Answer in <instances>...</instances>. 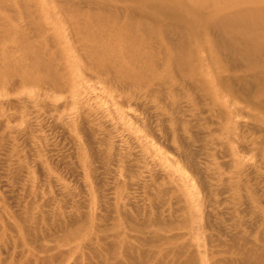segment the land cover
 <instances>
[{"label": "rangeland", "instance_id": "rangeland-1", "mask_svg": "<svg viewBox=\"0 0 264 264\" xmlns=\"http://www.w3.org/2000/svg\"><path fill=\"white\" fill-rule=\"evenodd\" d=\"M7 2L0 264H264V68L250 72L226 40L217 62L204 53L214 62L206 75L171 61L166 71L155 40L152 55L133 62L155 71L136 82L89 61L88 28L69 36L72 51L66 32L42 35L48 25L33 3ZM6 14L24 41L5 37ZM5 55L39 62L32 82Z\"/></svg>", "mask_w": 264, "mask_h": 264}, {"label": "bare ground", "instance_id": "bare-ground-1", "mask_svg": "<svg viewBox=\"0 0 264 264\" xmlns=\"http://www.w3.org/2000/svg\"><path fill=\"white\" fill-rule=\"evenodd\" d=\"M4 1H8V5L10 3L16 5L17 3H33L39 12L37 15L38 22L48 25L41 34L46 37L49 34L61 35L62 32H66L72 51L75 46L70 41L71 37L69 36L74 33L79 36V29L88 28L82 38L94 42L87 48L84 46L90 57L89 61L92 63L93 60L96 64L95 67L113 69L118 76L123 75L136 82L144 78L143 70L145 72L147 68L141 67L142 63L138 58L144 59V54L147 58L152 55L151 43L155 40L160 46L158 47L160 53L162 51L164 56L166 55L164 58L166 71L169 68V61H171L172 63H182L183 67L189 68L193 73L198 72L206 75L210 70L209 66L214 62L208 60L204 53L208 51L217 53L218 57L213 58L217 62L219 55L224 50L222 42H226V40L228 43H226L225 49L239 55L241 60L246 62L250 72L259 74L264 68V0H95L103 3L97 6V9L90 7L83 9L69 1L64 3H58L55 0ZM12 6L10 5V7ZM23 7L25 6L23 5ZM111 7L122 13L112 12ZM6 15L4 22L6 21L10 28L7 33L4 32L5 37L9 38V41H20V39L24 41L21 37L23 35L20 34L22 31L12 22L14 17L11 18L10 15ZM73 23L76 24L77 28L75 25V28L71 25ZM81 24L84 26H80ZM213 27L217 28L222 39L212 37L211 29ZM171 30L178 36L176 42L170 40ZM80 34L82 33L80 32ZM27 41L29 40L25 42L27 43ZM26 46H29L28 43ZM31 46L33 47V44ZM24 50H26L25 56L29 55L30 57L31 53H27V47ZM7 55L4 58L8 68L13 67L12 64H14L21 71L25 70L27 72L25 76L29 78L34 73L33 69L39 71L38 67L41 66L39 62L34 60V63L29 65V63L21 62L22 59L19 61L13 59L14 61H12V58ZM117 55L123 56V59L116 58ZM186 55L187 58L189 57L188 60H185ZM124 57L132 62L129 63ZM254 58L262 59L261 64H253ZM136 59L141 64L133 63L137 61ZM218 63L221 65V67L218 65V70L219 68L222 70L226 68L220 61ZM151 65L154 66L152 63ZM153 68L151 67V69ZM153 71L155 69L149 73H154ZM29 78L27 81L25 77L26 83L32 80V77ZM35 80L33 79V82ZM216 82L212 81L211 85H216L218 89L220 84L217 80ZM213 89L215 90V88Z\"/></svg>", "mask_w": 264, "mask_h": 264}]
</instances>
